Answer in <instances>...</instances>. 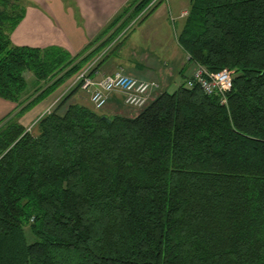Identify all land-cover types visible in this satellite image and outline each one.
I'll return each instance as SVG.
<instances>
[{"label":"trees","instance_id":"trees-1","mask_svg":"<svg viewBox=\"0 0 264 264\" xmlns=\"http://www.w3.org/2000/svg\"><path fill=\"white\" fill-rule=\"evenodd\" d=\"M152 1L130 0L69 57L12 45L29 2L0 0V100L14 104L0 124V264H264V0H189L176 42L188 63L231 71L223 99L183 81L109 116L70 102L73 82L34 134L18 121L98 57L92 77Z\"/></svg>","mask_w":264,"mask_h":264},{"label":"crops","instance_id":"crops-1","mask_svg":"<svg viewBox=\"0 0 264 264\" xmlns=\"http://www.w3.org/2000/svg\"><path fill=\"white\" fill-rule=\"evenodd\" d=\"M27 1L29 5L22 18L9 34L10 43L39 49L57 48L72 57L82 51L130 0ZM183 10L188 8H180L174 17L178 21L177 34L183 23L177 15ZM168 12L172 14L171 10ZM150 13L141 21L144 22L136 32L125 40L129 42L128 49L123 51L121 46L108 54V58L93 72L92 78L121 69L134 78L154 81L158 84L157 91H167L177 78L181 83L186 79L185 54L176 42L175 29L169 30L164 16ZM121 103V96L112 93L107 107L116 111ZM13 108L14 104L0 100V118ZM41 115L42 112L36 119Z\"/></svg>","mask_w":264,"mask_h":264},{"label":"built area","instance_id":"built-area-1","mask_svg":"<svg viewBox=\"0 0 264 264\" xmlns=\"http://www.w3.org/2000/svg\"><path fill=\"white\" fill-rule=\"evenodd\" d=\"M155 1L153 0L150 4ZM142 13L129 25L135 24L142 16ZM183 15H186V13ZM185 61L189 66V73L184 80L186 87L196 84L204 94H214L221 97V99L224 98L225 93L231 88V71L221 69L217 72H208L204 67L196 63H188L187 56H185ZM89 65L77 75L75 82L79 85L81 91L88 93V102L94 110L101 109L112 93H118L121 96L125 107L138 110L150 100L151 92L157 89V85L154 82L138 80L123 74L120 70L104 75L95 81L87 75L91 69Z\"/></svg>","mask_w":264,"mask_h":264},{"label":"rangeland","instance_id":"rangeland-1","mask_svg":"<svg viewBox=\"0 0 264 264\" xmlns=\"http://www.w3.org/2000/svg\"><path fill=\"white\" fill-rule=\"evenodd\" d=\"M62 1H65V0H62ZM189 0H158L154 3L153 7H152V11L150 12H154L156 13L157 16L159 17H165V20L167 21V24L169 26V30L171 31V28H174V36L176 38L177 36V30H178V21L174 19L177 11L180 9V8H188L189 6ZM171 9H169L170 7ZM168 10L172 12L169 13ZM187 11H180V13H178V19L179 21H183L185 15H183L184 13H186ZM151 14V13H150ZM149 14V15H150ZM148 15V16H149ZM154 15V14H153ZM147 16V17H148ZM146 17V18H147ZM139 21H137L135 24H133V26L129 29V30H125V32L123 34H120L119 35V41H120V44L118 47H123V51H126L128 49V46H129V42L125 40H127L128 36H130L132 33L136 32V29L144 22H141V23H138ZM118 42V41H117ZM124 42V44H123ZM115 43V42H114ZM117 48V47H116ZM115 48V49H116ZM114 51V50H113ZM116 51V50H115ZM114 51V52H115ZM111 54V53H110ZM109 54V55H110ZM66 60L65 58L63 59V61ZM90 59H88L86 61V63L89 62ZM94 61V60H93ZM91 62V64L89 65L90 68H92L94 66V64L97 62V60H95L94 62ZM85 63V64H86ZM83 64L82 67L85 65ZM184 64H185V69L187 68V73H189V66L187 65L186 61H184ZM86 66V65H85ZM121 71V69H119ZM123 74H125V71H121ZM79 74V73H78ZM77 73L73 74L74 77H72L71 79H69L70 77H66L64 80H62L51 92H49L48 94H46L40 101H38L37 103H35L33 106H31L28 110H26L25 112H23L21 115H19V123L25 128V131L26 132H30L31 134H34L35 133V126H34V122L37 120V116L42 112V115L43 116L44 114H47L49 113V111H51V109L53 108V106L56 104V102L58 100L61 99V97L63 95H65L68 90L74 85H72V83L74 82L75 83V79L78 75ZM105 75H108V74H105ZM127 75V74H125ZM102 76L104 75H101L99 77H96V78H92L93 80L97 81L99 80ZM129 76V75H127ZM132 77V76H130ZM134 78V77H133ZM26 79L27 81L30 80L31 81V75L30 74H26ZM137 79V78H136ZM138 80H143V79H138ZM143 81H150V80H143ZM151 82H154V81H151ZM155 83V82H154ZM179 83H181L180 79L177 78L176 81H175V84L173 85H170L169 88H167V92H172L173 90H175V88L179 85ZM158 87V84L155 83ZM72 85V86H71ZM44 86V84L42 83H39V88H42ZM69 86V87H68ZM35 86L32 84V88H30L29 90L31 91ZM37 87V86H36ZM158 90V88H157ZM156 90V91H157ZM33 93V92H32ZM154 94V93H152ZM152 94L150 96H152ZM122 100V99H121ZM70 102H76L77 104H80V105H84L86 107H89L90 109L91 106L88 102V93L84 92V91H81L80 89L72 96V98H70L69 100ZM48 109H45L47 108ZM45 109V111H43ZM47 110V111H46ZM93 110V109H92ZM95 112L97 113H100V114H106V115H112L115 113H121V114H125V115H131V114H135L137 112V109H132V108H129V107H125L123 105V103H121V106L116 110V111H111L108 107H107V102L106 104L99 110H94ZM36 119V120H35ZM12 121V119H10V122ZM9 122V118L3 120V117L0 118V124L2 125L1 128L5 127V123ZM26 237L28 240H30V236L29 234L26 232Z\"/></svg>","mask_w":264,"mask_h":264},{"label":"water","instance_id":"water-1","mask_svg":"<svg viewBox=\"0 0 264 264\" xmlns=\"http://www.w3.org/2000/svg\"><path fill=\"white\" fill-rule=\"evenodd\" d=\"M102 119L106 122H108L109 120L106 117H102Z\"/></svg>","mask_w":264,"mask_h":264}]
</instances>
